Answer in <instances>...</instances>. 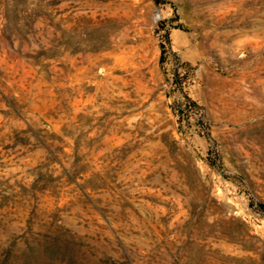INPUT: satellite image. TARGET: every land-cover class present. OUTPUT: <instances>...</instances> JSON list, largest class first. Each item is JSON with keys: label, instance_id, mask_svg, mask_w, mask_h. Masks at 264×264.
I'll list each match as a JSON object with an SVG mask.
<instances>
[{"label": "rangeland", "instance_id": "1", "mask_svg": "<svg viewBox=\"0 0 264 264\" xmlns=\"http://www.w3.org/2000/svg\"><path fill=\"white\" fill-rule=\"evenodd\" d=\"M0 264H264V0H0Z\"/></svg>", "mask_w": 264, "mask_h": 264}]
</instances>
